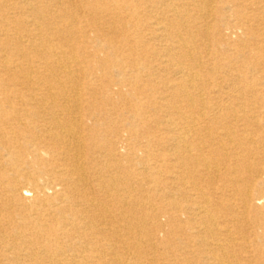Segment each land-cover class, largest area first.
Here are the masks:
<instances>
[{"label":"bare ground","instance_id":"6f19581e","mask_svg":"<svg viewBox=\"0 0 264 264\" xmlns=\"http://www.w3.org/2000/svg\"><path fill=\"white\" fill-rule=\"evenodd\" d=\"M0 264H264V0H0Z\"/></svg>","mask_w":264,"mask_h":264},{"label":"rangeland","instance_id":"374dc122","mask_svg":"<svg viewBox=\"0 0 264 264\" xmlns=\"http://www.w3.org/2000/svg\"><path fill=\"white\" fill-rule=\"evenodd\" d=\"M148 19V21H153V19L148 15V13L147 12H143V14H142V16H141V19ZM232 19L233 20H231L230 22L232 23V25L233 26H237V21L236 20H234L235 18L234 17H232ZM213 23V22H212ZM214 24V23H213ZM222 29H223V31L222 32H217V33H215V31H214V28H212V30L209 32L210 33V35H211V37H210V41H212V43L214 44V42H216V41H218V39L219 38H224L225 39V41L226 42H228V45H233V44H235L238 40H239V38H241V39H244L245 38V35L243 34V33H241L240 31H239V29H235L234 30V32L232 33L231 31H229L228 29H226V27H222ZM246 39V38H245ZM244 39V40H245ZM102 44V46H106V43L105 42H102L101 43ZM112 49V48H111ZM111 49H107L106 47L101 51V53H100V55H101V57H108V53L110 52V50ZM127 52H128V50H120L119 52H116L115 53V55H111L110 56V59L111 60H113V59H116V58H120V57H122L124 54H127ZM119 56V57H118ZM251 59H253V58H251ZM114 102H113V107L114 108H116V109H118L119 111H121L122 113L125 111V110H127L126 109V106L128 105L129 106V104H130V101L128 100V98H127V100H124V99H120L119 97H117L116 95L114 96ZM97 101L98 102H96L97 104H99V105H102V106H105V107H110V106H108V105H104V103H102L101 104V99L100 98H97ZM117 116V115H116ZM123 116H126V118H129V113H124L123 114ZM118 117H120V116H118ZM157 135H158V132L156 133ZM132 141H134V139H131ZM164 140V138L163 139H161V142ZM143 142H145L146 140L144 139V140H142ZM161 148V146L159 147V149ZM164 147L162 146V149H163ZM161 150V149H160ZM157 152V150L156 151H154V153H156ZM126 164V163H125ZM158 237H159V239H162V237H163V235H162V233L160 234V235H158ZM254 258V259H256L257 258V256H255V255H253L252 253H247V255L246 256H243V258L246 260V258Z\"/></svg>","mask_w":264,"mask_h":264}]
</instances>
